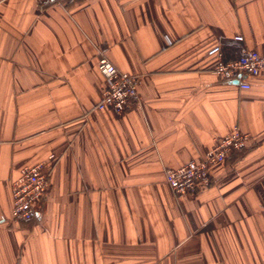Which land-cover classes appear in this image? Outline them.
I'll return each mask as SVG.
<instances>
[{
  "label": "crops",
  "instance_id": "crops-1",
  "mask_svg": "<svg viewBox=\"0 0 264 264\" xmlns=\"http://www.w3.org/2000/svg\"><path fill=\"white\" fill-rule=\"evenodd\" d=\"M216 46L264 53V0H0V264H264V75H218ZM102 57L139 79L120 113L96 107ZM236 127L248 145L177 195L167 170ZM40 162L47 193L16 220Z\"/></svg>",
  "mask_w": 264,
  "mask_h": 264
},
{
  "label": "built area",
  "instance_id": "built-area-1",
  "mask_svg": "<svg viewBox=\"0 0 264 264\" xmlns=\"http://www.w3.org/2000/svg\"><path fill=\"white\" fill-rule=\"evenodd\" d=\"M235 39L243 42L244 37L238 34ZM212 52L218 58L213 67L214 72L220 76L239 79L242 88L251 86L248 76L264 75V53L256 49L242 47L240 55L233 59H226L220 46L214 47ZM98 68L107 84L96 107L100 110L110 108L116 112L124 111L131 99L138 96V77L119 70L106 57L100 58ZM248 140L249 135L236 127L218 138L203 158L168 169L166 181L179 196L196 194L201 188L211 185V167L223 162L232 151L246 147ZM48 186L49 178L42 162L22 168L20 176L12 182V217L16 220H32Z\"/></svg>",
  "mask_w": 264,
  "mask_h": 264
},
{
  "label": "water",
  "instance_id": "water-1",
  "mask_svg": "<svg viewBox=\"0 0 264 264\" xmlns=\"http://www.w3.org/2000/svg\"><path fill=\"white\" fill-rule=\"evenodd\" d=\"M240 82V80L239 79H236V83H239Z\"/></svg>",
  "mask_w": 264,
  "mask_h": 264
},
{
  "label": "trees",
  "instance_id": "trees-1",
  "mask_svg": "<svg viewBox=\"0 0 264 264\" xmlns=\"http://www.w3.org/2000/svg\"><path fill=\"white\" fill-rule=\"evenodd\" d=\"M37 215V214H36ZM36 217V216H35ZM19 221H29V220H19Z\"/></svg>",
  "mask_w": 264,
  "mask_h": 264
},
{
  "label": "rangeland",
  "instance_id": "rangeland-1",
  "mask_svg": "<svg viewBox=\"0 0 264 264\" xmlns=\"http://www.w3.org/2000/svg\"><path fill=\"white\" fill-rule=\"evenodd\" d=\"M120 113V112H119Z\"/></svg>",
  "mask_w": 264,
  "mask_h": 264
}]
</instances>
